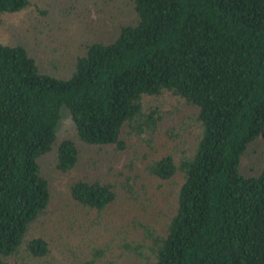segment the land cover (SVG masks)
Segmentation results:
<instances>
[{"label": "trees", "instance_id": "trees-1", "mask_svg": "<svg viewBox=\"0 0 264 264\" xmlns=\"http://www.w3.org/2000/svg\"><path fill=\"white\" fill-rule=\"evenodd\" d=\"M132 1L136 21L86 43L67 76L0 41V264H52L42 223L82 264H120L116 251L131 264H264V166L241 170L249 146L264 140V0ZM30 2L0 0V28ZM166 93L194 117L165 132L159 151L165 112L146 98ZM63 108L74 133L59 139ZM125 131L140 148L126 159L125 180L85 172L71 181L95 238L73 230L68 244L66 222H47L57 208L41 160L52 155V171L70 174L79 143L126 152ZM126 197L141 211L117 206Z\"/></svg>", "mask_w": 264, "mask_h": 264}, {"label": "rangeland", "instance_id": "rangeland-1", "mask_svg": "<svg viewBox=\"0 0 264 264\" xmlns=\"http://www.w3.org/2000/svg\"><path fill=\"white\" fill-rule=\"evenodd\" d=\"M137 15L132 0H31L24 10L7 14L3 18L0 28V41L5 44H22L37 59L41 69L51 71L59 76H67L74 70L77 56L83 52L85 45L91 41L106 42L113 38L123 24L134 23ZM146 102L159 105L165 112V118L161 122L157 147L167 139L165 132L179 131L177 123L190 124L194 117V110L185 102L166 93L158 98L147 97ZM194 124V123H192ZM74 133L70 112L63 108L62 117L58 127L59 139L72 137ZM123 138L126 139L128 150L119 152L114 146H90L79 143L81 150V162L76 170L68 174L56 172L53 165L52 155L44 156L42 164L46 174L51 179L53 201L56 203L55 215H50L52 225L59 228V223L65 221L69 232V242L72 243L73 230L87 235L90 240L95 238L89 222L85 218L84 209L75 207L69 195V185L77 176L92 172L95 175L101 173L110 179L120 175L121 180L125 176L121 172L134 148L137 138L128 136L125 131ZM164 147L159 146V151ZM94 161H96L95 164ZM264 166V140H258L251 144L244 155L241 164L243 173L250 175L258 173ZM143 171V170H141ZM139 172V169L135 172ZM146 175V174H145ZM145 177V176H144ZM142 177L140 183L145 182L151 191H157L155 183L149 178ZM138 185L137 189H140ZM155 191V192H156ZM149 194L148 196H151ZM130 197L131 195H126ZM126 197L125 202H118L121 209L141 211L137 204ZM172 197L170 189L166 187L163 205L168 206V199ZM169 207V206H168ZM161 206L157 208V211ZM153 221L158 227H162L163 221L158 216H153ZM46 222V223H47ZM98 225V229L101 225ZM45 229V234L52 237L53 256L49 258L52 264H82L85 259L83 254L75 255L77 249L63 246V240L55 236V231L42 223L37 233ZM112 258L120 264H131L132 259L116 251ZM15 264V263H13ZM21 264V263H17Z\"/></svg>", "mask_w": 264, "mask_h": 264}]
</instances>
